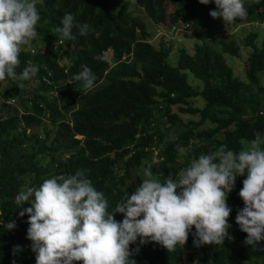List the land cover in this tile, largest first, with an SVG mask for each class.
I'll return each instance as SVG.
<instances>
[{"label": "trees", "instance_id": "trees-1", "mask_svg": "<svg viewBox=\"0 0 264 264\" xmlns=\"http://www.w3.org/2000/svg\"><path fill=\"white\" fill-rule=\"evenodd\" d=\"M135 1L154 22L169 28L179 22L187 24L191 32L185 35L194 38L193 51L180 47L176 63H170L172 42L161 36L155 46L148 40L147 23L129 8L131 0H44L38 5V36L30 47H23L16 70L19 74L32 65L37 74L33 80L0 81L4 84L0 85V264H36L27 235L29 216L20 215L31 204L15 202L27 187L82 171L104 193L112 210L144 179L129 182L134 168L148 167L164 181L178 175L192 157L220 145L239 151L256 132L264 135L260 76L264 31L260 41L256 30L245 37L251 49L241 77L225 59V54L239 55L237 42L218 36L213 45L206 39L211 28L224 22L222 17L210 16L217 10L214 0L207 5L199 0H173L170 11L164 0ZM247 8L248 22H264V0H249ZM65 13L90 28L86 35L74 28V38L56 46L60 36L55 29L62 26ZM237 20L242 19L233 23ZM82 65L96 76L94 87L87 92L73 79ZM186 69L202 80L201 87L188 81ZM198 95L205 100L203 106L190 103ZM14 98L21 109L6 104ZM46 111L52 125L42 135L36 127ZM178 112L199 118L183 122ZM177 123L182 129L175 130ZM180 146L186 151L183 158L179 157ZM245 178H236L227 201L232 209L228 223L233 239L226 238L223 245L197 247L193 227L184 247L177 246L173 252L150 240L141 244L138 238L130 245L132 259L136 264H264V241L255 248L246 245L247 234L235 222L237 211L244 206L239 190ZM123 218L115 214L118 222ZM9 223L15 226L8 229ZM190 248L200 251L197 261L184 258Z\"/></svg>", "mask_w": 264, "mask_h": 264}, {"label": "clouds", "instance_id": "clouds-1", "mask_svg": "<svg viewBox=\"0 0 264 264\" xmlns=\"http://www.w3.org/2000/svg\"><path fill=\"white\" fill-rule=\"evenodd\" d=\"M43 2L0 0V81H27L37 74L32 65L19 74L16 70L23 47H30L38 36V5ZM199 2L207 5L210 0ZM214 3L217 10L210 16L222 17L225 24L247 16L245 0ZM60 24L55 29L60 36L56 46L73 39L74 28L80 35H86L90 28L77 23L71 13H65ZM178 25L188 29L187 24ZM81 68L73 79L87 92L94 87L96 76L86 65ZM254 135L239 151L220 145L208 154L192 157L175 178L161 181L146 169L145 178L112 210L104 193L82 171L54 176L39 187L21 190L15 202L31 204L20 215L29 216L27 235L36 264H136L130 245L138 238L141 244L150 240L173 252L177 246L184 247L193 227L195 246L223 245L226 238L233 239L228 223L232 209L227 201L238 176L246 178L239 190L244 206L237 211L235 222L247 234L244 243L257 247L264 241V135ZM116 213L123 214L122 221L115 219ZM14 226L6 225L8 229Z\"/></svg>", "mask_w": 264, "mask_h": 264}, {"label": "rangeland", "instance_id": "rangeland-1", "mask_svg": "<svg viewBox=\"0 0 264 264\" xmlns=\"http://www.w3.org/2000/svg\"><path fill=\"white\" fill-rule=\"evenodd\" d=\"M165 7L168 11L172 10L173 8V0H164ZM247 4H249V0H245V7L247 8ZM129 8H131L134 13L141 16L147 23V28L149 32L151 33L148 40L153 43L155 46L158 45L159 39L161 36H164L165 40H169L172 42V49L169 52L168 60L170 63L175 64L177 60L178 50L180 47H186L189 51H193V42L194 38L189 37L185 35V33L191 32V29L188 27V29L183 30L184 27L179 28H169L167 25H163L160 22H154L152 21L145 13L143 8L135 1L131 0V3L129 5ZM248 9V8H247ZM180 26V25H178ZM258 31L259 36L258 40L260 41V37L262 36V32L264 31V22H248L246 18H243L242 20H237L236 23H230L225 24L222 22L221 26H216L214 28H211L210 31L206 34V39L215 45L216 39L218 36H221L223 38L227 39H234L237 44L239 45V55L238 56H232L229 54H225L226 61L232 65L233 72L236 75H239L241 77L245 74V69L249 65V51L251 49L250 46L245 44V37L251 32V31ZM110 50L107 52V57L110 59ZM111 64L112 61H110ZM187 75H188V81L193 84L194 86H197L198 88L202 86V80L195 77L194 74L186 69ZM261 76V82H264V70L260 73ZM30 80H33L31 78ZM3 86L4 84H0ZM2 89V88H1ZM3 101V98H2ZM1 101V102H2ZM9 102V101H8ZM190 103L192 105H198L203 106L205 103V100L202 96L198 95L196 97H193L190 99ZM13 106H16L20 108L21 105L18 101V99L14 98L11 99L10 103ZM174 111H177L176 107H172ZM21 109V108H20ZM181 116V120L183 122H186L188 120H197L199 118L198 114H192V113H184V112H178ZM164 120V119H163ZM208 122H205L207 124ZM52 125L49 111H46L43 120L37 125L36 130L39 131L43 135L44 128H48ZM176 129H182L181 126L178 127V123L175 125ZM172 130V131H175ZM175 135V134H173ZM79 136V135H78ZM169 135H166V138H168ZM250 142V141H249ZM249 142L244 143V146H247ZM25 144H23V147ZM156 153V150L153 151V154ZM186 154V151H184L183 147H179V157L183 158V155ZM147 160V157L144 158V161ZM147 168H141L137 167L132 169V176L129 179V182L136 183L138 179L145 178L144 172ZM177 175H173L172 178H175ZM201 253L200 251L190 248L186 249L184 253V258H191L194 261H197L200 257ZM251 263V262H250Z\"/></svg>", "mask_w": 264, "mask_h": 264}, {"label": "built area", "instance_id": "built-area-1", "mask_svg": "<svg viewBox=\"0 0 264 264\" xmlns=\"http://www.w3.org/2000/svg\"><path fill=\"white\" fill-rule=\"evenodd\" d=\"M173 27L177 28L176 25H173ZM47 82L51 83V80L50 79H47Z\"/></svg>", "mask_w": 264, "mask_h": 264}]
</instances>
